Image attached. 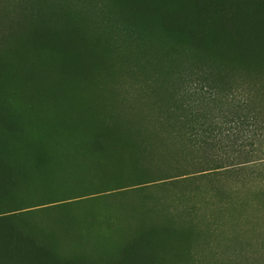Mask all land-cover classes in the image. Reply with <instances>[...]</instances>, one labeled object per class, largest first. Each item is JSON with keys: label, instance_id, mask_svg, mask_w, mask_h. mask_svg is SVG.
<instances>
[{"label": "trees", "instance_id": "1", "mask_svg": "<svg viewBox=\"0 0 264 264\" xmlns=\"http://www.w3.org/2000/svg\"><path fill=\"white\" fill-rule=\"evenodd\" d=\"M255 59L264 0H0V264H159L168 226L98 263L63 255L36 215L134 190L195 193L208 181L204 204L180 214L190 221L243 185L264 190ZM94 66L100 94L85 100L83 71ZM109 160L130 176H106Z\"/></svg>", "mask_w": 264, "mask_h": 264}, {"label": "rangeland", "instance_id": "2", "mask_svg": "<svg viewBox=\"0 0 264 264\" xmlns=\"http://www.w3.org/2000/svg\"><path fill=\"white\" fill-rule=\"evenodd\" d=\"M90 42L93 40L89 39ZM103 43L93 47L103 53ZM218 61H243L239 57L220 58ZM264 61V59L246 60ZM40 65V61H29ZM233 70L237 65H233ZM88 80H81L80 98L93 100L99 95L103 72L96 66L87 68ZM75 75V76H74ZM77 73H72L79 83ZM232 77V76H231ZM92 98V99H91ZM81 104L89 105L87 101ZM123 150V149H122ZM121 150V151H122ZM112 158L113 155H107ZM130 152L125 149L120 157L125 160ZM119 157V156H118ZM124 169V168H123ZM122 169V170H123ZM117 164L109 160L104 169L106 176L128 177L118 172ZM100 179L99 182H102ZM209 182L204 181L195 193L174 195L191 189L183 184L174 191L134 190L71 205L65 209L44 210L35 220L47 224L63 255L85 257L100 263L104 258L116 257L121 248L138 233L149 227L167 226L163 235L165 247L158 255L159 264H264V190L256 185H243L222 210L201 208L190 221L180 218L186 205L204 204ZM230 198V199H231ZM211 214H214L211 217ZM74 215L75 222L71 216ZM61 220L62 222H58Z\"/></svg>", "mask_w": 264, "mask_h": 264}]
</instances>
